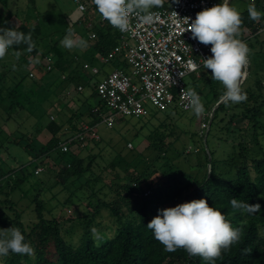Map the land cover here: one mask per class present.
Segmentation results:
<instances>
[{
  "label": "trees",
  "instance_id": "1",
  "mask_svg": "<svg viewBox=\"0 0 264 264\" xmlns=\"http://www.w3.org/2000/svg\"><path fill=\"white\" fill-rule=\"evenodd\" d=\"M0 2L7 8V0H0ZM252 2L257 11L264 13V3L261 0H252ZM90 10L91 18L82 15L78 22L84 20L86 24L87 22L91 23L88 29L89 31L94 30L97 37L94 44L88 46V49H92V54L96 52L103 57L117 44V31L106 20L102 21V25H99L101 17L92 2ZM241 15L242 28L253 30L251 36L242 37V40L246 41L248 46L254 47V43L250 39L255 38L258 29L264 27L262 26L264 16H261L258 21L251 20L247 9L241 11ZM6 27L15 28L25 34L31 32L36 48L31 53L25 51V45L14 46L10 49L15 62L8 67V71H0V104L6 98H11L9 109L15 107L13 108L14 112H18L22 116L28 110V114L31 115L33 114L31 103L36 100L35 105L37 102L41 104L42 100H39V96L36 98L32 96V100L28 95L38 90L47 99L49 93H55L54 89L51 91L50 88L54 86L56 78L50 79L48 89L42 83L34 81L32 85L23 86L25 77L37 79L36 75L30 71L33 68L29 67L30 59L38 57L39 53L44 57H49L51 68H45V70L57 69L59 74L66 72L68 80L77 75V64L72 63L71 65L70 62H74L71 57L63 58L55 42L47 44L46 50L41 53L42 30L38 23H30L26 19L18 17L14 11L7 10L5 14H0V28ZM81 30L83 28H79L78 32L81 33ZM15 51L22 53L19 59L13 54ZM254 57L255 54H253ZM39 60L42 59L39 58ZM13 65H15V69H13ZM203 69L200 79L203 83L213 87L211 70ZM14 78H16L15 81ZM254 83V88L247 86L243 89L247 93L245 102L233 106L230 103L221 102L215 108L204 141L206 150L211 156L208 161L211 168L209 171L206 170L202 176L175 164L169 169L157 167L155 163H158L161 158L166 160L164 154L168 144L165 139L171 132L166 133L164 130L156 128L149 135L151 149H154L156 154L152 157L153 159L149 158V163L142 160L141 166L143 167L136 170V173H134L130 160L119 153L115 155L114 160L108 163L112 171L116 170L118 165L123 167L124 171L123 180L113 188L103 183L102 175L94 171L93 158L95 156H90L89 153L86 155L74 154L73 151H70L71 149L67 151L61 149V142L74 135L79 129L68 123L65 124L66 122L60 123L52 115L45 122L36 121L38 131L47 129L50 134L46 141L40 142L38 145L34 138L29 136H22L13 141L23 146V150L30 155V162H36L35 169L42 165L41 171H43L44 167L49 166L44 162L45 158H51L54 162L61 164L60 173L66 176L64 185H67V182L80 181L82 187L87 188L88 201L85 202V208L80 212V215L72 219L81 227L80 238L77 242L67 240L62 233L63 225L60 217L45 216L44 200L38 191L34 197L37 221L28 226L21 221L19 213L14 212L10 216L0 208V229H7L12 225L19 228L25 236L26 242L35 249V255L10 253L7 257H0V264H206L199 256H190L183 249L166 252L163 245L155 239L152 230L147 228V224L158 215L159 210L198 199H206L210 206L219 209L226 215L234 228L241 229L239 243L232 245L229 251L223 252L216 264H264V142H262L264 138H261L264 136V122L260 120L264 116V75ZM216 100L219 101L218 98ZM95 106L98 107V112L93 111ZM95 106L87 110L86 116L90 119L89 125L99 124L100 113H105L107 110L102 101H98ZM220 112L227 116L226 119L228 118L223 127H226L229 134L225 143L230 144V151L226 157L217 159L214 156L215 151L209 147L208 136ZM11 114L8 113V119L14 117ZM238 118H240V122L245 123L243 127L240 124L237 128L231 127L234 120ZM219 120L222 121L223 117H220ZM88 137H84L87 146L91 144V141L99 138V136L97 138ZM54 153L56 155L52 157ZM23 166L0 172V179L6 176V183L9 185L13 172L16 170V172H26ZM161 166H163L162 163ZM31 172H27V176ZM22 181V177L14 179L11 189ZM117 181L113 180L112 183L116 184ZM82 187L80 186L78 189ZM107 189L108 191H105ZM75 194L76 191L70 193L68 199ZM232 198L249 204H259L260 210L254 214L242 213L232 208L230 204ZM103 208L113 218L112 223L106 226L113 228L112 233L109 232L110 234H107L108 232L106 233V230L101 228V223L96 220L102 216ZM92 227L101 229L99 231L104 236V240L99 246H96L93 241L90 231ZM245 249L248 251L245 252Z\"/></svg>",
  "mask_w": 264,
  "mask_h": 264
},
{
  "label": "rangeland",
  "instance_id": "2",
  "mask_svg": "<svg viewBox=\"0 0 264 264\" xmlns=\"http://www.w3.org/2000/svg\"><path fill=\"white\" fill-rule=\"evenodd\" d=\"M7 1V10L14 11L18 17H22V19H26L30 23H38L41 26V53L46 50L47 44L57 43V48L62 53L63 58L71 57L73 58L72 60H74V62H70L71 65L72 63L77 64V75H75L73 79L68 80L65 75L66 72L59 74L57 69L46 71L47 60L40 54L38 58L42 60H39L37 64L31 63L29 65V67H33L30 71L36 75L35 78L37 79L25 77L23 86L38 82L45 85L48 89L50 87V79L56 78L54 86L50 88L51 91L54 89L55 93H49L47 99H45V96L38 90L28 95L32 100V96H34V98L39 96V100H42L41 104L37 102L35 105L36 100L34 103H31L33 106V114L31 115L28 114V110H26V113L22 116L18 112H14L15 110L13 108L15 107L9 109L11 98H6L2 101V104H0V172H4L9 168L18 169L23 165L26 170L25 173H21L20 171L16 172L17 170L13 172L11 174L12 180L9 185L6 183V176L0 179V208L6 211L10 216L13 215L14 212L19 213L21 221L28 226L32 222L34 223L37 221L36 211L34 209V197L36 192L40 191L41 198L44 200L45 204V216H59L63 225V236L67 240L77 242L80 238L81 227L72 219L80 215V212L85 208V202L88 201L87 188L85 186L82 187L80 181H74L73 183L67 182V185H64L66 176L60 173L61 164H59V162H54L51 158H45L44 162L49 166H46V168L44 167L43 171H41L42 165H39L35 169L36 162H30V155L23 150L21 144L19 145L15 141L22 136L34 138L35 143L38 145H40V142L46 141L50 134L47 129L38 131L36 121L40 123L45 122L50 115L55 116L60 123L66 122L65 124L68 123L71 126L73 125V127L77 129L83 124H88L90 119L86 116L88 113L87 110L95 106L98 102L95 84L110 73L116 66L122 67L128 74H130L131 68L126 62L122 61L105 62L101 55L96 52L92 54V49H88V47L83 50L78 48L69 50L61 45L60 42L69 29H72L74 35L76 34L75 29L77 26L78 28L80 27V29L83 28V30H81L79 35L77 34V36H75L87 40L88 46L93 45L96 39H89L87 34L89 32L88 23L86 24L84 20L78 22L80 21L79 18L86 14V11L79 10L74 0ZM86 1L89 2V0ZM217 1L219 4L222 3V0ZM261 2L264 3V0H261ZM167 3L168 2L165 0V5ZM230 4L238 8L241 12L247 9L250 4L254 3L252 0H231ZM5 13L6 9L0 2V14ZM262 26H264V19H262ZM252 32L253 30L242 28L241 39L242 37L246 38L251 36ZM117 35L118 44L121 42V36L118 31ZM256 35L255 38L250 39L251 42L254 43V47L251 45L249 46L251 52L249 54V63L244 69L246 75L243 78V89L247 86H252L254 88V82L257 79H261V76L264 75V27H261ZM11 52L12 51L9 50L8 55L0 60L1 72L8 71V67L15 62V58ZM53 52L55 53V51ZM253 54H255L254 58ZM85 62L90 65L89 68L83 67ZM93 66L98 68L97 73L92 72L91 68ZM203 68L197 76H195V73L186 76L185 81L187 83V88L195 89L200 95L205 107L204 115L197 118L192 114L191 109L183 111L174 107H171L167 111H160L150 107L149 115L138 118L134 116L117 115L112 127H108L105 123L98 124L96 131L99 138L95 141H91L89 146H87L86 140L76 142V144H72L70 151H73L74 154L79 153L81 155H86L89 153L90 156H95L93 158L94 171L102 175L103 183L114 188L118 185V182L123 180L124 171L123 167L120 165L117 166L116 170L112 171L108 163L114 160L115 155L119 153L127 160H130L134 173H136V170H140L143 167L141 166V164H143L142 160H146V162L149 163V160L153 159L152 157L155 156L156 152L154 149H151V138L149 135L154 129L159 128L166 133L171 132V134L165 139V142L168 144V148L165 150L164 154L166 160L165 158H161L158 163H155L157 167L169 169L175 164L187 171L195 172L198 176H202L206 170L209 171L211 168V165L208 164L211 156L209 151L206 150L204 143L206 140L205 134H207L208 130V121L212 109L217 102L216 99H221L224 90L223 86L217 81L212 80L211 83H214L213 87H211L210 84L203 83L200 79L203 72L202 70H204ZM13 80L15 81L16 78ZM8 82H11L9 76ZM78 86L81 88L79 89ZM26 99L28 98L26 97ZM230 105L233 106L234 104ZM110 112V109H107L104 116ZM8 113H12L11 115L14 117L8 119ZM220 117H223L222 121L219 120ZM226 117L224 113H219L211 129V133L208 136L209 147L215 151L214 156H216L217 159L226 157L227 153L230 151V144L225 143V139L229 134L227 133L226 127H223L228 119H226ZM260 120L264 122V116H262ZM239 122L240 118L234 120L231 124L233 126L231 127L237 128L239 124L243 127L245 123ZM261 138H264V136H261ZM262 142H264V139H262ZM133 154L140 155L134 156ZM55 155L54 153L52 157ZM55 159L59 160L58 158ZM161 163L163 166H161ZM29 171L32 172L27 176V172ZM21 177L23 181L18 186L11 189L14 179ZM113 180L118 181L116 184H113ZM100 184L102 185V182ZM80 186L82 188L78 189ZM75 191L76 194L68 199L69 194ZM105 191H108V189ZM101 213L102 216L98 217L96 220L101 223V228H104L106 233L108 232L107 234H110L113 228L106 226L112 223L113 218L104 208L101 210ZM11 227H13V225ZM98 230L101 229L98 228Z\"/></svg>",
  "mask_w": 264,
  "mask_h": 264
},
{
  "label": "clouds",
  "instance_id": "3",
  "mask_svg": "<svg viewBox=\"0 0 264 264\" xmlns=\"http://www.w3.org/2000/svg\"><path fill=\"white\" fill-rule=\"evenodd\" d=\"M92 3L101 19L121 33H127L132 30L133 18L143 25H151L157 15L153 9L163 7L164 0H92ZM247 11L254 21L264 16L254 4H250ZM185 19L188 27L184 32L190 31L193 39L206 46L211 45L212 55L202 59L203 67L211 70V79L223 86L221 100L226 104L245 102L247 93L242 83L251 49L241 39L243 20L240 10L232 6L229 0H222V3L198 12L190 24V18ZM60 43L69 50L88 47V41L76 37L72 29L68 30ZM20 45H25L28 53L36 48L31 32L25 34L15 28H0V60L8 55L10 49ZM13 54L19 59L22 53L15 51ZM30 63H39V58H31ZM182 95L188 100L192 114L197 118L205 114L204 103L195 89L186 88ZM230 204L242 213L254 214L260 210L259 204H249L236 198H232ZM147 228L152 230L166 252L183 249L190 256H199L206 264H216L223 252L239 243L242 234L240 228H234L226 215L210 206L206 199L161 209ZM90 231L94 243L99 246L104 240L103 234L95 227ZM10 253L35 255V249L26 242L17 227L0 229V257H7Z\"/></svg>",
  "mask_w": 264,
  "mask_h": 264
},
{
  "label": "built area",
  "instance_id": "4",
  "mask_svg": "<svg viewBox=\"0 0 264 264\" xmlns=\"http://www.w3.org/2000/svg\"><path fill=\"white\" fill-rule=\"evenodd\" d=\"M166 1L167 5L153 9L157 15L151 25H143L133 18L130 32L121 33L116 29L121 42L102 58L105 62H126L131 71L128 74L122 67L116 66L95 84L98 101H102L111 111L105 116V113H100V123L112 127L117 115L144 117L150 114V107L160 111L171 107L190 110L188 100L182 95L187 88L185 77L193 73L197 76L203 68L202 59L210 57L212 53L211 45L199 43L192 38L190 31L184 32L188 27L185 18H190V24L198 12L219 3L217 0ZM75 2L79 10L89 9L87 2ZM102 21L99 25H102ZM88 24L91 25L90 22ZM88 37L95 39L97 34L91 30ZM44 58L47 69H50V58ZM83 67L89 68L90 65L84 63ZM91 70L98 72L94 66ZM93 111L98 112V107L95 106ZM97 125L83 124L79 131L61 142V149L70 150L72 144L84 141L85 136L97 138Z\"/></svg>",
  "mask_w": 264,
  "mask_h": 264
},
{
  "label": "crops",
  "instance_id": "5",
  "mask_svg": "<svg viewBox=\"0 0 264 264\" xmlns=\"http://www.w3.org/2000/svg\"><path fill=\"white\" fill-rule=\"evenodd\" d=\"M75 1V0H74ZM83 1H85V2H87L86 0H83ZM91 2H92V0H89V2H87V3H89V11L87 10L86 11V14H85V16L84 17H86V18H88L89 17V19L91 18V15H92V12H91V10H90V5H91ZM167 5V4H166ZM4 8L6 9V11H7V8L4 6ZM90 13V14H89ZM94 14H95V12H94ZM3 15V14H2ZM88 19V20H89ZM88 23V22H87ZM80 28V27H79ZM78 26L76 27V29H75V31H76V36H77V34L79 35V32H78ZM259 31V30H258ZM87 34H89V33H87ZM43 54H41V56H42ZM38 57H40V53H39V55H38ZM42 57H44V56H42ZM86 63V62H85Z\"/></svg>",
  "mask_w": 264,
  "mask_h": 264
},
{
  "label": "water",
  "instance_id": "6",
  "mask_svg": "<svg viewBox=\"0 0 264 264\" xmlns=\"http://www.w3.org/2000/svg\"><path fill=\"white\" fill-rule=\"evenodd\" d=\"M230 1H231V0H229V2H230ZM221 102H223V101L220 99V100L215 104V106L213 107L212 112H211V114H210L209 121H208V128H209L210 123H211V119H212V116H213V112H214L215 108L218 106V104L221 103ZM205 138H206V134H205Z\"/></svg>",
  "mask_w": 264,
  "mask_h": 264
},
{
  "label": "bare ground",
  "instance_id": "7",
  "mask_svg": "<svg viewBox=\"0 0 264 264\" xmlns=\"http://www.w3.org/2000/svg\"><path fill=\"white\" fill-rule=\"evenodd\" d=\"M246 79V78H245Z\"/></svg>",
  "mask_w": 264,
  "mask_h": 264
}]
</instances>
